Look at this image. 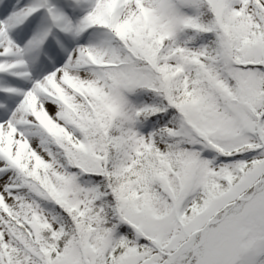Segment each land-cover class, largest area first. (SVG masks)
I'll use <instances>...</instances> for the list:
<instances>
[{"label": "snow or ice", "instance_id": "snow-or-ice-1", "mask_svg": "<svg viewBox=\"0 0 264 264\" xmlns=\"http://www.w3.org/2000/svg\"><path fill=\"white\" fill-rule=\"evenodd\" d=\"M0 264H264V0H0Z\"/></svg>", "mask_w": 264, "mask_h": 264}]
</instances>
